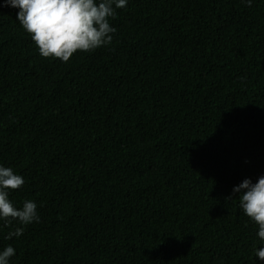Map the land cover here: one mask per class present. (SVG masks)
Wrapping results in <instances>:
<instances>
[{"label":"trees","instance_id":"16d2710c","mask_svg":"<svg viewBox=\"0 0 264 264\" xmlns=\"http://www.w3.org/2000/svg\"><path fill=\"white\" fill-rule=\"evenodd\" d=\"M0 0V164L39 222L10 264H257L232 192L264 174V0H128L112 41L42 57Z\"/></svg>","mask_w":264,"mask_h":264},{"label":"clouds","instance_id":"9594fccd","mask_svg":"<svg viewBox=\"0 0 264 264\" xmlns=\"http://www.w3.org/2000/svg\"><path fill=\"white\" fill-rule=\"evenodd\" d=\"M5 4L17 8L16 19L31 36L42 57L58 58L67 62L76 53L94 51L112 41L116 28L110 19L116 16V9L126 8L128 0H4ZM247 5L251 0H244ZM25 183L24 178L11 167L0 164V221L9 226L16 221L19 226L5 235L6 240L20 237L24 226L39 222L37 203L25 199L14 204L10 193ZM232 192L238 198V207L255 226L252 252L257 264H264V174L255 182L244 178L233 186ZM16 254L8 244L0 248V264H10Z\"/></svg>","mask_w":264,"mask_h":264}]
</instances>
